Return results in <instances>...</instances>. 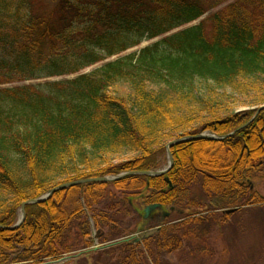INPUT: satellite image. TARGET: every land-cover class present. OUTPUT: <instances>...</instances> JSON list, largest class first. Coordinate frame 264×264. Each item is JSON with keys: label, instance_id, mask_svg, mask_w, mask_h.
Here are the masks:
<instances>
[{"label": "trees", "instance_id": "obj_1", "mask_svg": "<svg viewBox=\"0 0 264 264\" xmlns=\"http://www.w3.org/2000/svg\"><path fill=\"white\" fill-rule=\"evenodd\" d=\"M227 1L47 0L40 8L32 0H0V85L77 74ZM234 95L249 98L247 110L233 109ZM261 106L264 0H233L91 73L0 89V264L89 248V218L99 241H111L115 215L128 214L131 200L203 212L264 203L249 186L264 172ZM203 132L225 138L173 145L164 176L56 191L26 206L23 223L8 229L23 202L66 183L156 170L168 142ZM113 190L122 199L115 214ZM219 216L222 223L226 215ZM175 231L168 227L139 246L150 258L153 249L169 252Z\"/></svg>", "mask_w": 264, "mask_h": 264}, {"label": "rangeland", "instance_id": "obj_2", "mask_svg": "<svg viewBox=\"0 0 264 264\" xmlns=\"http://www.w3.org/2000/svg\"><path fill=\"white\" fill-rule=\"evenodd\" d=\"M233 0L218 6L214 10H211L201 19L205 18L208 14L215 12L216 10L222 8L226 4L230 3ZM34 5H37L40 8H46L48 6L47 0H32ZM198 21L191 23L183 28L189 27L197 23ZM142 41L141 44L137 47L131 48L125 52H122L118 55L106 58L98 64L92 65L77 74L68 75V76H56L38 80H31L25 82H15L10 84H1L0 89L20 87V86H30L36 84H45L49 82H60L64 80H70L76 77L79 74L91 73L92 71L100 68L103 64L107 62H112L119 58H122L126 55L136 53L141 48L151 45L157 40ZM204 84L199 83L198 87H203ZM122 93L126 92V88H120ZM202 90V89H200ZM235 105L233 109L236 112L247 110L248 107L243 105L249 100V98L242 99L237 96H233ZM209 155L210 152H209ZM129 155H121L120 159H126ZM118 158L114 159L113 162H117ZM167 166V158L164 154L163 157L159 160V165L156 170L164 169ZM250 187L252 186L254 191L264 198V172L259 174L253 181L250 182ZM113 214L119 212L120 207L117 202L120 201L121 196L118 193H115L113 190ZM110 204L109 201L103 200L101 202L99 210L106 208ZM174 213L170 218L164 220H153L150 222V228H154L153 231L149 232V236H154L158 228H168L171 226L176 227L174 233L175 239L177 240V246L170 249L169 252L161 251L158 253L156 250H152V255L154 254L157 257H152L151 261L147 264H264V203H259L251 206L244 207L237 211L236 213L225 216L226 219L221 224L219 212L210 210L203 212L201 210L195 211H186L183 212L182 216H179L178 213ZM188 213L192 215H197L200 222H194L191 217L188 216ZM123 214V213H121ZM215 214V216L213 215ZM125 216V215H124ZM118 215L116 219L121 221L120 227L115 223V228L113 233L116 235L111 241L103 242L97 241L95 247L104 246L108 243L114 242L125 238L126 234L135 232L136 225H133L135 215L133 212H128L127 217ZM222 217V216H221ZM161 218V217H160ZM223 220V217L221 218ZM147 229V226L145 227ZM108 227L105 229L107 230ZM146 229L140 233L139 237L146 236ZM157 234V233H156ZM100 243V244H99ZM94 246V243L92 244ZM91 248H83L71 253L65 254L64 256H76L81 251L90 250ZM109 252H105L108 251ZM108 248L97 250V252H90L86 259L70 260L66 264H119L120 260L123 258L124 254L123 249ZM122 251V252H121ZM49 262L46 260L44 262Z\"/></svg>", "mask_w": 264, "mask_h": 264}, {"label": "water", "instance_id": "obj_3", "mask_svg": "<svg viewBox=\"0 0 264 264\" xmlns=\"http://www.w3.org/2000/svg\"><path fill=\"white\" fill-rule=\"evenodd\" d=\"M264 109V106L259 108V110H257L256 115L260 112V110ZM225 137H216L215 135L209 133V132H204L200 135H195V136H191V137H185V138H181V139H177V140H173L171 142H169L166 146H165V153H166V158H167V166L164 169L161 170H156V171H149V172H139V173H123L120 174L118 176H105V177H100V178H95V179H87V180H79V181H75V182H71V183H66L57 187H54L52 189H50L47 193H45L44 195L40 196L37 199L34 200H28L26 202H23L19 208V211L17 213V220L15 222V224L11 227L8 228L9 230H13V229H17L25 220V207L28 205H33V204H39L42 203L44 201H46L47 199H49L56 191L59 190H64V189H68L70 187H74V186H78V185H85V184H103V183H110V182H115L117 180H120L126 176H132V175H140V176H144V177H160L165 175L172 167L173 165V159L172 156L170 154V147L183 142V141H189V140H196V139H209V140H221ZM161 206L160 205H149L143 208V218L147 219L152 212H154L156 209H160ZM235 210H230L227 213H232ZM71 257H66V258H62L60 260L57 261H51V262H46V263H41V264H62L64 262H67L69 260H71Z\"/></svg>", "mask_w": 264, "mask_h": 264}, {"label": "flooded vegetation", "instance_id": "obj_4", "mask_svg": "<svg viewBox=\"0 0 264 264\" xmlns=\"http://www.w3.org/2000/svg\"><path fill=\"white\" fill-rule=\"evenodd\" d=\"M162 216H163V213L162 212H160V213H153L151 216H150V218L149 219H147V220H144V219H142L141 218V221L139 220V217L137 218V222H139L140 221V223H142L143 225L144 224H146V226H147V229H146V234L147 235H149V232H151V231H153L154 230V228H150L151 226H150V222L151 221H153V220H156L157 222L159 221V220H163L164 218H162ZM161 217V218H160ZM142 226V225H141ZM145 226V227H146ZM162 228H159V230H158V232H160V230H161ZM158 232H156V233H158ZM142 239H144V237L143 238H141V239H139V241L136 239V238H134V239H132L131 240V242H133L132 244H130V246H131V248H124V249H126L125 251L123 250V254H124V256H123V258L120 260V264L121 263H124L125 261H128V262H133V259L135 258L136 259V261H139L141 264H147V262H149V258H148V255H147V251H146V249L145 248H137V245L140 243V241L142 240ZM138 242V243H137ZM142 242V241H141ZM117 249H123V248H116V250ZM115 250V251H116ZM153 257H157V256H155L154 254H153ZM138 259V260H137ZM151 261V260H150Z\"/></svg>", "mask_w": 264, "mask_h": 264}]
</instances>
